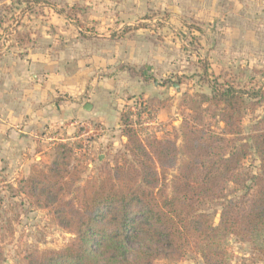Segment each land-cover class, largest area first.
<instances>
[{"label":"rangeland","instance_id":"rangeland-1","mask_svg":"<svg viewBox=\"0 0 264 264\" xmlns=\"http://www.w3.org/2000/svg\"><path fill=\"white\" fill-rule=\"evenodd\" d=\"M172 1L0 0V264L73 236L26 189L57 143L70 146L68 170L81 184L124 152V121L143 140L177 145L184 117L220 133L219 110L201 98L227 87L241 91L242 137L264 116V0ZM258 166L251 148L225 197L199 203L214 226L224 203L252 189ZM228 251V264H264L236 237ZM179 264L204 262L187 252Z\"/></svg>","mask_w":264,"mask_h":264},{"label":"trees","instance_id":"trees-1","mask_svg":"<svg viewBox=\"0 0 264 264\" xmlns=\"http://www.w3.org/2000/svg\"><path fill=\"white\" fill-rule=\"evenodd\" d=\"M212 92L201 102L210 100L219 110L222 132L202 128L200 116L184 117L177 145L173 139L143 140L124 121V152L81 184L68 170L70 146L57 143L51 162L28 178L26 189L73 236L61 248L26 253L23 264H179L187 252L204 264H228L230 237L264 254V116L242 137L241 91ZM251 148L259 163L252 189L224 203L214 226L199 203L225 197Z\"/></svg>","mask_w":264,"mask_h":264},{"label":"crops","instance_id":"crops-1","mask_svg":"<svg viewBox=\"0 0 264 264\" xmlns=\"http://www.w3.org/2000/svg\"><path fill=\"white\" fill-rule=\"evenodd\" d=\"M221 1L222 0H175L174 2L172 1V4H174V6H182L183 5V7H184V5H191L192 4V5L198 7V6H202V5H204V6L216 5V3L221 4ZM118 5L121 6V3H118ZM173 8H177V7H173Z\"/></svg>","mask_w":264,"mask_h":264},{"label":"water","instance_id":"water-1","mask_svg":"<svg viewBox=\"0 0 264 264\" xmlns=\"http://www.w3.org/2000/svg\"><path fill=\"white\" fill-rule=\"evenodd\" d=\"M84 108L85 109H89L90 108V104H85Z\"/></svg>","mask_w":264,"mask_h":264}]
</instances>
